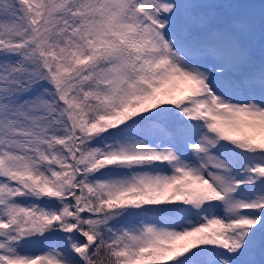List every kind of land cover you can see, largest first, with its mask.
<instances>
[{"label": "snow or ice", "instance_id": "snow-or-ice-1", "mask_svg": "<svg viewBox=\"0 0 264 264\" xmlns=\"http://www.w3.org/2000/svg\"><path fill=\"white\" fill-rule=\"evenodd\" d=\"M0 264H264V0H0Z\"/></svg>", "mask_w": 264, "mask_h": 264}]
</instances>
